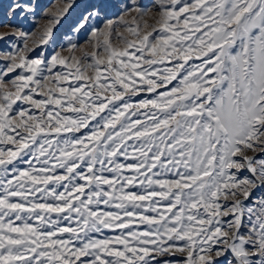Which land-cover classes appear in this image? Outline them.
Instances as JSON below:
<instances>
[{
	"label": "snow or ice",
	"instance_id": "1",
	"mask_svg": "<svg viewBox=\"0 0 264 264\" xmlns=\"http://www.w3.org/2000/svg\"><path fill=\"white\" fill-rule=\"evenodd\" d=\"M74 3L0 52V264H264V0L92 3L37 52Z\"/></svg>",
	"mask_w": 264,
	"mask_h": 264
},
{
	"label": "rangeland",
	"instance_id": "2",
	"mask_svg": "<svg viewBox=\"0 0 264 264\" xmlns=\"http://www.w3.org/2000/svg\"><path fill=\"white\" fill-rule=\"evenodd\" d=\"M16 2L17 0H0V35H3V39H0V52L14 51L13 45L21 44L19 38L13 35L16 29L39 33L43 24L47 22L49 10L54 12L66 5L69 0H19L20 3L30 4L35 8V13L13 11L11 6ZM154 2L158 0H141V3L149 6ZM92 3H103L106 16L115 19L130 0H75L68 14L54 29V43L50 41L49 45H41L36 51L40 52L43 49L44 55L50 57L54 51L67 48L70 42L83 44L85 34H76L73 28L85 13V6Z\"/></svg>",
	"mask_w": 264,
	"mask_h": 264
}]
</instances>
